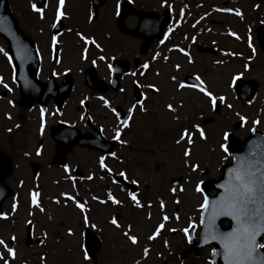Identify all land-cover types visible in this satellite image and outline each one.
Returning a JSON list of instances; mask_svg holds the SVG:
<instances>
[{
  "label": "rangeland",
  "instance_id": "obj_1",
  "mask_svg": "<svg viewBox=\"0 0 264 264\" xmlns=\"http://www.w3.org/2000/svg\"><path fill=\"white\" fill-rule=\"evenodd\" d=\"M37 1L40 0H8L19 24L22 26L28 20L24 31L31 36L35 34V24H39L36 19L41 26L54 21L57 8L63 12L61 19H64L67 32L80 29L88 33L97 23L106 27L114 19L115 3L121 0H104L98 7L99 19L92 26L82 20V17H86L90 0H65L62 6L59 0H44L40 3L42 18L39 13L32 14L35 11L30 5ZM129 1L144 10L170 6L177 19L167 29L165 38L155 43V51L152 52V49V54L150 52L146 56L151 69L139 72L138 76L148 90V110H136L127 126L119 127V153H115V156H102L95 150L75 146L68 152L65 164L52 165L48 161L45 146L51 145L52 141L45 131L49 127V121L45 119L47 115L43 116L45 121L41 128V116L17 104L13 72L2 48L5 43L0 40V49H3L0 51V150L11 156L14 165L6 180L14 195L4 200L1 213L6 218H0V239L5 241L7 247L14 249V257H9L5 247L0 246V257L8 260L9 264H210L208 248L197 255L190 253L180 259L187 244V234L183 230L188 229L189 232L192 226L198 229V214L203 201L200 197L202 193L199 195L196 192V184L204 179L218 178L221 165L229 161L228 154L219 147L220 143H226L222 140V133L232 132L241 140L253 129L264 131V105L260 100L264 83V54L248 63L229 55V49L244 54L242 47L246 55L250 54L249 42L251 46L256 42L251 28L256 26L262 15L264 21V0H259L261 5L258 9L259 2L255 0H231L232 9L227 19H234L237 23L232 21L225 25V21L223 25L225 28L232 26L229 29L235 35L225 37L223 42L217 35L222 25L214 26L218 30L213 33L208 29L210 26L205 28L204 20H207L210 0ZM236 10L240 11V16L235 14ZM245 28H250L251 40L247 39L249 42L244 46L246 39L243 36L248 34L244 32ZM43 35L46 33L41 30L40 43L45 48L41 52L46 58L47 41L51 38L48 40L47 35ZM64 35L67 38L68 35ZM118 37L121 56L132 57L136 53L135 40L122 35ZM214 39L217 40L214 46L224 49L214 52L196 50V44L213 46ZM194 41L197 43L191 45ZM66 44L67 50L58 66L61 70L71 71L75 90L82 88L84 63L88 65L93 60L105 73L106 64L101 62L94 47L80 51L79 47H73L70 39H66ZM251 54L255 55L252 49ZM151 56L156 57L153 63ZM186 73L202 76L203 86L217 98L215 108L198 89L180 87ZM239 76L261 82L259 94L257 92V96L249 102L234 100L227 87L228 81ZM149 85L154 86L152 92ZM128 90L125 91L127 97L120 94V98L129 104L131 98L128 97ZM220 96L225 97L223 103L219 102ZM78 99L80 96L75 93L70 98L69 123L75 124V120L81 117L78 119L79 125H83V110L80 111L79 107V112H75ZM169 104L175 111H169ZM227 105H231V108ZM57 116L55 119H58ZM239 116L246 117L243 126ZM55 119L53 123H56ZM253 121L258 123L254 125ZM99 123L107 128L110 122L99 120ZM197 124L205 133L204 139L193 127ZM185 129L191 133L192 143L188 144L186 138L177 144ZM185 149L190 150L189 157L183 155ZM100 157H104L106 167H101ZM29 162L38 164L36 176L31 175ZM192 164L199 167L193 170ZM200 170L205 174L197 176ZM76 171L79 176H76ZM109 172L116 176L124 172L123 177L127 182L135 181V191L111 179ZM169 178H179L180 181L172 188ZM107 187L120 203L113 204L108 200ZM34 193L39 194L36 197L39 207L32 203ZM130 193L137 196L141 207H136ZM67 196L82 203L84 211L81 212ZM13 204L16 205L15 210ZM165 216L167 220L163 219ZM85 217L87 224L84 223ZM113 218L117 219L119 228L110 223ZM161 224L163 227L159 233L153 239H148ZM28 225L33 238L38 240L31 244H26ZM125 232L136 236L137 243L132 244ZM87 235L96 236V245L89 251L91 254L85 246ZM12 237L15 239L12 240ZM145 249L148 250L146 254ZM84 252L88 253V260H84ZM0 264H3V260H0Z\"/></svg>",
  "mask_w": 264,
  "mask_h": 264
},
{
  "label": "flooded vegetation",
  "instance_id": "obj_2",
  "mask_svg": "<svg viewBox=\"0 0 264 264\" xmlns=\"http://www.w3.org/2000/svg\"><path fill=\"white\" fill-rule=\"evenodd\" d=\"M258 1V7L261 5V1ZM131 6L134 8H137L134 6V3L131 1H128ZM234 3V2H233ZM116 9L114 11L113 20L109 21L108 26H104L101 23H97L90 32H82L80 29H76L70 32L66 31V27L63 24L62 25V31H60L58 34H55V24H52L50 21L43 24L41 26V23L38 21L39 24H35L34 35H29L25 32V34L31 39L34 49L37 55V63L38 68L36 71V78L35 82L31 86L32 90V98L34 99L32 103H28L27 101L23 100L21 97V91L19 85H16V94L18 96L17 104L22 106L21 108H29L36 112V114L41 116V109H44V115L46 116V120L49 121L50 124H53V119L56 118V115H58V119L56 120V123H62L65 124H71L69 123V108H71V102L70 98L73 93H75L77 96H80V100L78 99V107H75V112L78 113V108L80 107V111L83 110V117L84 122L83 125L80 124L81 117H78L75 120V124H73L75 127H77L82 133H91L92 126H96L101 133L108 139H111L116 135L117 131L119 130V116L117 114V111L120 112V109L124 113H128L129 109H132V111L129 113V118L133 117L136 110L141 111V105L144 109V111H147V90L145 85L141 82V79L139 78L138 74L139 72L144 71L145 69L149 70L150 68V62L147 64V58L148 54H150L151 50L152 52L155 51V43L159 40H162L165 38V33L167 29L173 24L177 17L175 14H173V10L170 6H162L160 9H153L149 8L148 10H152L156 12L158 15H162L163 20H167V24L163 28V33L161 39H156L149 47L148 51L143 54H139L142 46V38H140L137 35L136 32V25L138 22V16L135 12V9L133 11H127L125 16L122 19V23L124 24L123 30L119 28L118 20L121 22L120 19V13H121V2H116ZM236 5V3H234ZM222 9H232L231 0H210L208 5V16L207 20H205V24L207 28L209 27L210 32H215L216 29L214 26H220L222 30H219L217 32L218 36L221 37V42L224 41L225 37L229 38L231 36V33H233L229 28H232V26L225 28L223 25L226 21L225 25L233 23H237L234 21V19L230 20L227 19L229 17L230 12L229 11H222ZM167 11V12H166ZM236 12V11H235ZM99 15V14H98ZM96 16L94 19L91 17V8L89 7L87 16L82 17V20L88 21V25L92 26L94 22H96L99 19V16ZM169 16V21H168ZM131 21V24L128 23ZM258 23L256 26L252 27V34L256 36V46L260 53L264 54V42H262L259 38L261 31H257V27H260L261 24H264L263 21V15L262 17L258 18ZM24 26L27 27V24H22V28L24 30ZM224 27V28H223ZM126 29L128 31L126 32ZM44 31L46 33L49 42L47 41V57L44 58L42 55V50L45 49L43 46H41L40 43V31ZM207 30V29H206ZM246 30V28H245ZM244 30V31H245ZM208 31V30H207ZM208 31V32H209ZM64 33H66L67 38H65ZM79 34V35H78ZM46 35H43L46 37ZM125 36L127 38H132L135 40L136 43V53L130 58H126L121 56V51L119 48V37L118 36ZM216 35V36H217ZM56 37V43H53L52 37ZM83 37V39L81 38ZM224 37V38H223ZM66 39H70V41H74L73 47L79 50H84L83 44H85V48L91 49L94 47L96 49L97 54L99 57H103L101 59V62L106 64L104 66L105 73L101 71V66L98 65L95 61H91L89 65H92L95 74L99 80H101V83L99 82L97 87L96 86H89L86 81L84 80V70L89 65L83 64L82 73L83 81L81 82L82 88H78L75 90V81L73 76L71 75L70 70H61L58 66L59 61L62 58L63 53L67 50V44ZM0 40H2L0 38ZM3 41V40H2ZM2 48L5 49V45H2ZM198 46L196 50H198ZM214 49V48H212ZM151 52V54H152ZM199 52V51H198ZM122 57L127 61V65L129 67L128 73L121 77L120 81L116 85L115 82H112L111 77V62L114 58ZM152 58L153 63L155 60ZM134 59L138 60V64L136 65L134 63ZM156 59V57H155ZM147 64L148 67L144 68L143 65ZM135 73V75H133ZM135 84L139 85V90L141 92V98L138 102H135L134 96H135ZM71 87V88H70ZM70 88V89H69ZM128 90V97L130 96L131 101L130 103H125L124 99L120 98V94L123 97H127L125 91ZM103 98V99H101ZM105 101L108 103L106 104ZM99 117V120L110 122L106 126H109L107 128H103V124L99 123V120L97 118ZM79 119V120H78ZM78 120V122H77ZM55 123V124H56ZM53 124V125H55ZM46 134L48 138L51 139L52 143L51 145L45 146L48 150L47 159L52 165H56L54 160V152H55V141L51 134L49 133L50 130L46 129ZM117 139H115V145L113 147V150L111 153H109L111 156H113V153H119L118 145H117ZM129 148V147H128ZM98 152V151H97ZM99 154H101L99 152ZM66 155L63 156L62 162L65 164ZM116 155V154H115ZM38 165V164H37ZM31 167V162H29V168ZM39 168V166H37ZM197 176H200V172L197 171ZM180 178V177H179ZM177 178V182L180 181V179ZM199 178V177H197ZM170 184L173 183L174 179L169 178Z\"/></svg>",
  "mask_w": 264,
  "mask_h": 264
},
{
  "label": "snow or ice",
  "instance_id": "obj_3",
  "mask_svg": "<svg viewBox=\"0 0 264 264\" xmlns=\"http://www.w3.org/2000/svg\"><path fill=\"white\" fill-rule=\"evenodd\" d=\"M65 0H59V4L62 6ZM31 8L41 14L43 9L37 7L35 3L30 5ZM222 11H231L230 9H222ZM235 14L240 16L241 13L239 10H236ZM63 16V12L60 8H57L56 19L59 20ZM2 19V18H0ZM79 35V34H78ZM167 35V33H165ZM233 35H235L233 33ZM83 39V37H81ZM53 43H56V37H52ZM163 43V41H161ZM251 47V45H250ZM3 51V49H0ZM7 55V53H5ZM187 55V53H185ZM103 59V57H100ZM155 59V57H153ZM144 68H147L148 65L144 64ZM179 68V65L176 66ZM135 75V73H133ZM199 81V77L196 78ZM7 88V85H4ZM148 87L153 88V85H149ZM180 87H185V85L181 84ZM193 87H197L193 85ZM198 90L203 93L205 96L209 98V103L213 108H215L217 104V98L213 96V93L205 86H203V81H200V85ZM103 99V98H101ZM219 102L223 103L225 97L220 96ZM11 103V101H10ZM107 104L108 102L105 101ZM228 108H231V105H227ZM169 111H175L171 104L167 105ZM44 109H41V128L44 126ZM132 109H129L131 112ZM141 111H144L141 105ZM239 120L241 121V126L246 122L245 116H239ZM127 121H124V126H127ZM254 125L258 123V121L252 122ZM196 131L199 133L201 139L205 138L204 131L199 127V125H193ZM230 133L224 131L222 133V140L227 141ZM120 132L117 131L116 135L113 139H119ZM187 138V143L191 144V133L188 132L187 129L180 135V139L176 141L179 144L181 141H184ZM220 149L224 153H228V147L226 143H220ZM115 156V153L112 154ZM185 157L190 156V150L185 149L183 152ZM234 160L237 161L236 165L229 169V177L224 185L221 187L224 188L223 194L215 201H209L207 197L204 198L203 203L200 205L201 209L205 210V214L208 213L209 206L211 205L210 215H208V236L211 240L218 241L223 249V256L225 260V264H264V254L261 253L260 250H264V244L258 241V237H264V151L253 152L249 151L246 155L241 157H233ZM104 157H100L101 167H106L103 163ZM199 167L197 164H192L191 168L195 170ZM65 170L67 171V166H65ZM119 175L123 177L125 175L124 172H120ZM91 179V177H89ZM135 183V181H133ZM196 191H201L200 183L196 184ZM38 193H34L32 196V203L39 207L38 201L36 197ZM66 195V194H62ZM130 198L136 205V207H141L142 205L137 199V196L133 193H130ZM67 199L73 200L76 203V207L84 211V205L82 203L76 202L75 198L72 196H67ZM96 199V197H93ZM108 200H110L113 204L120 203L116 200L110 193L108 195ZM104 203V201H100ZM16 205L13 204V210H15ZM161 207H163V202H161ZM43 211V209H41ZM202 214L201 223L205 222L204 215ZM218 216L230 217L233 221V225L231 230L228 232H218L215 230L214 220ZM0 218H6V215L0 213ZM167 220L168 217L165 216L163 218ZM84 223L87 224V218L85 217ZM110 223L114 225L116 228L120 227L116 218H113ZM94 227V225H92ZM163 227V224L158 225L155 232L152 236H149L148 239H153L155 235H157L160 229ZM174 231V230H173ZM186 234L188 229L183 230ZM71 229H69V235H71ZM124 235L127 239L132 243H137V237L134 235H129L128 232H125ZM12 240L15 237L11 238ZM0 246L5 247L7 254L9 257H14V249L11 247H7L5 241L0 239ZM83 247V245H81ZM147 249H145V254L147 253ZM212 255H216V249L212 250ZM84 260L89 259V255L87 252H84L83 255ZM0 260H3V264H9V261L0 257Z\"/></svg>",
  "mask_w": 264,
  "mask_h": 264
},
{
  "label": "water",
  "instance_id": "obj_4",
  "mask_svg": "<svg viewBox=\"0 0 264 264\" xmlns=\"http://www.w3.org/2000/svg\"><path fill=\"white\" fill-rule=\"evenodd\" d=\"M102 0H93V8L97 6V3ZM126 11H123L125 13ZM140 16L138 30H146L142 35L145 41L143 43L142 49H146L150 43V41L160 35L161 29L165 21H160L157 19V15L152 12H142L138 11ZM0 35L6 38L8 43V51L10 53L11 59L16 67V79L20 85L22 99L31 103L34 99L32 98V93L29 92L33 82H35V72L36 65L35 62V53H33V48L31 45V41L25 38L22 35V32L17 26V22L14 17L9 13V8L7 4V0H0ZM161 18V17H158ZM147 19H154L152 21V26L147 25ZM117 63V61H116ZM121 64V61H118ZM87 73L90 74V77L93 74L92 69H88ZM68 135L64 139L57 137V145H56V161L61 162L63 155L70 149V147L74 144L89 146L92 144H96L95 141L90 142L91 139L94 138L95 134L92 135H79L78 131L75 128L70 129L68 131ZM95 133V132H94ZM98 135V133H96ZM92 137V138H91ZM109 143L111 141H108ZM92 143V144H90ZM112 144V142H111ZM229 150L231 151V156L233 157H241L246 155L249 151L259 152L264 151V135L253 136L251 134L243 141V147L238 146V142H234L231 140L229 145ZM237 161L233 159L232 163L226 164L222 166L221 176L216 180H210L203 183V190L205 193V197L211 202L217 200L224 192V188L221 185H224L229 177V169L233 168L236 165ZM34 171L37 170V166H33ZM11 172V162L8 158H5L2 153H0V205L2 200L11 194V189L4 183V178ZM210 189H215V193L213 195H209L208 191ZM1 209V208H0ZM211 205L209 206L208 213L205 214V210L203 209L200 216V234L199 241L194 245L195 251L197 249L212 245L213 249H216V255H210V260L212 264H225L223 249L221 244L216 240H211L208 236V215H210ZM202 214L204 215L205 222L201 223ZM228 220V226H224L223 222ZM233 225V221L230 217L218 216L214 220L215 230L218 232H228L231 230ZM191 234H189L190 236ZM258 241L260 237L257 238ZM191 240V237H190ZM95 240L93 237L87 238V248L89 251L95 245ZM212 249V250H213ZM262 254H264V250H260Z\"/></svg>",
  "mask_w": 264,
  "mask_h": 264
}]
</instances>
